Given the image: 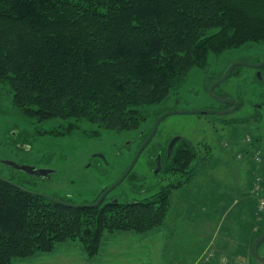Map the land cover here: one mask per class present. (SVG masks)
<instances>
[{
    "label": "trees",
    "instance_id": "1",
    "mask_svg": "<svg viewBox=\"0 0 264 264\" xmlns=\"http://www.w3.org/2000/svg\"><path fill=\"white\" fill-rule=\"evenodd\" d=\"M252 44H264V0H0V83L12 107L37 122H70L67 130L81 121L98 132L136 130L169 109L164 102L191 71L206 72L210 57ZM192 152L182 139L170 156L165 148L161 173L183 175ZM8 180L19 187L0 180V264L65 241L93 258L105 233L163 224L180 186L167 184L147 200L72 207Z\"/></svg>",
    "mask_w": 264,
    "mask_h": 264
},
{
    "label": "rangeland",
    "instance_id": "2",
    "mask_svg": "<svg viewBox=\"0 0 264 264\" xmlns=\"http://www.w3.org/2000/svg\"><path fill=\"white\" fill-rule=\"evenodd\" d=\"M249 49L250 54L259 55L257 58L264 57V44H252L228 50L216 59L210 57V63L214 65L217 62L221 68L234 58H242ZM238 71L239 74L221 86L230 92L231 88H236L235 96L242 101L240 109L219 117L211 114L165 117L129 175L107 196L119 201H141L167 184L180 185L171 190L170 207L160 225L170 228L166 252L175 256L170 264H256L249 257V251L254 238L264 230V174L261 166L264 153V80L259 82L253 69L239 67ZM203 81L202 71H191L177 94L164 102L167 108L176 95L187 102L186 105H178L177 109H211ZM7 90L8 86L0 83V160L49 166L55 171L52 178L33 181L26 185V189L55 196L54 192L68 191L77 203L94 201L116 180L136 151L140 131L150 128L153 122L151 116L136 130L100 129L98 132L94 125L81 121L67 130L65 127L70 122L58 119L37 122L20 114L12 107ZM154 109L153 106L148 108L152 114ZM62 130L63 134L59 132ZM175 135H180L182 143L193 151L188 171L180 175L159 170L154 174L153 158L158 152L164 153ZM95 153H102L104 159L92 157ZM18 172L0 162V176L24 181L25 178L20 176L26 175ZM218 196L225 198V205H229L225 208L230 219L236 218L231 224V235L226 239L229 247L224 250L208 244L211 240L209 232L215 226L212 217L219 216L216 208L222 207L214 203L204 204L208 206L206 209L202 207V203L215 201L213 199ZM237 200L246 205L245 208L230 206ZM224 222L230 226L226 219ZM202 248L204 254L209 251L216 253L213 262L206 263L204 256L198 255ZM219 252L220 256H216ZM258 252L264 255V241ZM196 257L202 260L197 258L199 261L195 262Z\"/></svg>",
    "mask_w": 264,
    "mask_h": 264
},
{
    "label": "crops",
    "instance_id": "3",
    "mask_svg": "<svg viewBox=\"0 0 264 264\" xmlns=\"http://www.w3.org/2000/svg\"><path fill=\"white\" fill-rule=\"evenodd\" d=\"M213 200L215 201L210 202V200L207 203H202L204 209L208 208L204 204L212 203L222 207V209L216 208L219 216L212 217L215 230L212 229L213 232H209L211 240L208 244L217 247L218 250H224L229 247L226 239L231 235V224L236 218L230 219L227 215L229 211L225 207H229V205H225V198L218 196ZM230 206L245 208L246 205L237 200ZM225 219L230 226H226ZM169 229L163 225L143 233L133 231L105 233L101 238L98 253L93 258L87 257L83 247L77 241L58 242L52 250L17 258L14 264H170L175 260V256L166 252ZM203 249L199 250L198 255L204 256ZM217 255L220 256V252ZM197 258H195V262L202 260ZM194 261L192 263H195Z\"/></svg>",
    "mask_w": 264,
    "mask_h": 264
},
{
    "label": "water",
    "instance_id": "4",
    "mask_svg": "<svg viewBox=\"0 0 264 264\" xmlns=\"http://www.w3.org/2000/svg\"><path fill=\"white\" fill-rule=\"evenodd\" d=\"M236 65H245V66H250L252 68H256L257 69V74L259 75V69L264 66V59H262L261 61L253 64V63H248L245 61H236L233 62L231 65H229V67L225 70L224 74L217 79L216 81H214L210 87L208 88V94L211 97H214L216 100L223 102V103H231L233 105L232 108L230 109H225V110H215V109H197V110H185V109H171V110H166L164 112H162L161 114H159L155 120L153 121L152 127L150 129V131L148 132V134L146 135V137L144 138V140L141 142V144L138 146V148L136 149L130 163L128 164V166L125 168V170L121 173V175L112 183L110 184L104 191H102L97 199L93 202V203H89V204H85V203H69L66 201H63L61 199H58L56 197H53L47 193H41V192H36V191H31L28 190L26 188L20 187L22 189H24L27 192H30L32 194L44 197L46 199H49L50 201H53L55 203L58 204H62V205H68V206H72V207H83V206H97L101 203V201L105 198V196L111 192L115 187H117L125 178L126 176L129 174V172L131 171V169L133 168L134 163L136 162L137 158L139 157V155L141 154V152L145 149V147H147V145L150 143L151 139L153 138L157 127L159 125V123L167 116L169 115H173V114H216L218 116H222V115H226L229 113L234 112L237 107H238V102L237 100L233 99V98H222L219 97L217 95H215L213 93V88L219 84H221L222 82H224L229 73L230 70L232 69L233 66ZM256 107H260V105H256ZM181 139L180 135H175L173 136L167 145V156H170V154L172 153L173 147L176 144L177 141H179ZM130 143L127 142L126 144ZM93 157L95 156H99L100 158L104 159V155L102 153H95L92 155ZM161 156L160 154H157L155 157V169L153 171L154 174H157L161 168ZM0 162L7 166V167H11L14 170L20 171L24 174L30 175V176H34V177H40V178H48L51 174H53L55 171L52 168H45V167H36L34 165L31 164H19L15 161L12 160H0ZM261 166H262V171L264 174V153L261 159ZM0 180L1 181H5L7 183H10L12 185L18 186L15 183H13L12 181L6 179L5 177L0 176ZM264 240V232H262L261 234H259L253 241L251 248H250V255L252 257V259L254 260V262L256 264H264V255H261L258 252V246L259 244Z\"/></svg>",
    "mask_w": 264,
    "mask_h": 264
},
{
    "label": "flooded vegetation",
    "instance_id": "5",
    "mask_svg": "<svg viewBox=\"0 0 264 264\" xmlns=\"http://www.w3.org/2000/svg\"><path fill=\"white\" fill-rule=\"evenodd\" d=\"M251 53V50L249 49L248 50V52L242 57V58H234V59H232L230 62H228L226 65H223L221 68H219L221 65L219 64V63H215L214 65L212 64L211 65V63H210V65H209V67H208V69H207V71L206 72H203V79H204V81H203V83H204V92H205V94L209 97V100H210V103L208 104V105H210V108L211 109H215V110H225V109H230V108H232L233 107V105L231 104V103H223V102H220V101H218V100H216L214 97H211L209 94H208V88L210 87V85L214 82V81H216L217 79H219L223 74H224V72H225V70L229 67V65H231L233 62H236V61H245V62H248V63H253V64H255V63H257V62H259V61H261L262 59H264V57L263 58H261V59H259V58H257L259 55H252V54H250ZM214 59V58H213ZM239 67H245V68H250V69H253L254 70V77L257 79V80H259V81H263L264 80V76H263V73H264V71H262L261 69H262V67H264V66H262L260 69H259V75L257 74V69L256 68H252V67H250V66H245V65H236V66H233L232 67V69L230 70V73H229V75H228V77H227V79L224 81V82H222L221 84H219V85H217V86H215L214 88H213V93L215 94V95H217V96H219V97H222V98H233V99H235V100H237V102H238V107H237V109L235 110V111H237L238 109H240L241 107H242V101H241V99L240 98H238L237 96H235V94H237V91H236V88L235 87H233V88H231V91L232 92H230V91H227V90H225L221 85L222 84H225L227 81H228V79H230V78H232V77H235L237 74H239L240 73V71H238V68ZM233 93V94H232ZM187 104V102H185V100H183L182 98H179L178 96L176 97V95L173 97V99L171 100V104L168 106V108L169 109H167V110H171V109H177V107H178V105H186ZM164 107H167L166 106V104L164 105ZM260 107H261V105H260ZM260 107H258V108H260ZM235 111L234 112H232V113H235ZM229 114H231V113H229ZM212 116H217V117H219L218 115H216V114H211ZM226 115H228V114H226ZM11 135L13 136V135H15V133H11ZM145 138V137H144ZM144 140V139H143ZM142 140V141H143ZM141 141V142H142ZM177 143V142H176ZM19 145H20V143H18ZM141 144V143H140ZM139 144V145H140ZM168 145V144H167ZM175 146V145H174ZM138 148V147H137ZM136 148V149H137ZM174 148V147H173ZM166 150H167V147H166ZM160 156H161V160H160V162L162 161V155H161V153H160ZM93 157V156H92ZM95 157H99V156H95ZM156 157V156H155ZM155 157L153 158V161H154V164H155ZM130 163V162H129ZM34 166H36V167H45V168H50L49 166H47V165H44V164H39V165H36V164H33ZM156 165V164H155ZM128 166V165H127ZM11 168V167H10ZM13 169V168H12ZM161 169V168H160ZM14 170V169H13ZM125 170V169H124ZM123 170V171H124ZM132 170V169H131ZM16 171V170H15ZM122 171V172H123ZM18 172V171H17ZM121 172V173H122ZM19 173V172H18ZM21 173V172H20ZM130 173V172H129ZM54 174V173H53ZM53 174H51L48 178H40V177H34V176H30V175H27V174H23V175H26V177H22V176H20V178H25L24 179V184L25 185H29L31 182H36V181H40V180H42V181H45V180H50L51 178H52V176H53ZM121 175V174H120ZM119 175V176H120ZM18 176V175H17ZM118 176V177H119ZM128 176V175H127ZM126 176V177H127ZM3 177V176H2ZM117 177V178H118ZM116 178V179H117ZM7 179V178H6ZM125 180V179H124ZM123 180V181H124ZM108 187V186H107ZM106 187V188H107ZM105 188V189H106ZM104 189V190H105ZM103 190V191H104ZM68 191H61V192H54L57 196H59V197H61V198H66V199H69V200H73V196L71 195V193H67ZM102 192V191H101ZM110 193V192H109ZM108 193V194H109ZM100 194V193H99ZM108 194L105 196V197H107L108 196ZM49 195H51V194H49ZM51 196H54V195H51ZM98 197V196H97ZM97 197H96V199H97ZM95 199V200H96ZM67 202V201H66ZM71 202V201H70ZM69 202V203H70ZM93 203V202H92ZM85 204H89V203H85Z\"/></svg>",
    "mask_w": 264,
    "mask_h": 264
},
{
    "label": "built area",
    "instance_id": "6",
    "mask_svg": "<svg viewBox=\"0 0 264 264\" xmlns=\"http://www.w3.org/2000/svg\"><path fill=\"white\" fill-rule=\"evenodd\" d=\"M215 256V253L212 251H209L208 253L204 254V258L203 261L210 262ZM222 260H224V258L222 257Z\"/></svg>",
    "mask_w": 264,
    "mask_h": 264
}]
</instances>
